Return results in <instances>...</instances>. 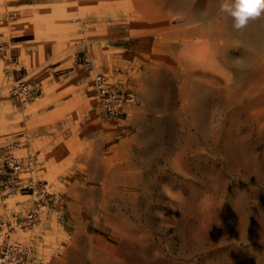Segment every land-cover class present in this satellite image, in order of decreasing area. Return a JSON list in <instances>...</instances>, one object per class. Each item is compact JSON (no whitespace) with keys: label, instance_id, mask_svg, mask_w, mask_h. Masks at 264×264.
Segmentation results:
<instances>
[{"label":"rangeland","instance_id":"obj_1","mask_svg":"<svg viewBox=\"0 0 264 264\" xmlns=\"http://www.w3.org/2000/svg\"><path fill=\"white\" fill-rule=\"evenodd\" d=\"M197 1L0 0V162L21 138V176L48 192L0 188V241L38 200L13 235L34 264H264V50ZM97 73L135 94L120 118ZM18 80L39 89L26 108Z\"/></svg>","mask_w":264,"mask_h":264},{"label":"built area","instance_id":"obj_2","mask_svg":"<svg viewBox=\"0 0 264 264\" xmlns=\"http://www.w3.org/2000/svg\"><path fill=\"white\" fill-rule=\"evenodd\" d=\"M4 47L0 44V61ZM92 91L97 98V105L101 112L109 119H117L136 103V96L131 91L123 90L119 82H110L102 73L95 74ZM39 89L23 80L16 81L9 89V94L21 108L38 95ZM24 147L20 139L10 142L3 147V158L0 162V188L4 194L24 193L26 196L40 198L48 196L45 186L37 185L32 178L21 175L29 171L33 160L29 156H19L17 152ZM32 192V195H28ZM45 206L34 200L33 206L19 212L15 217V225L6 226L7 233L0 241V264H34L35 250L31 243L23 242L16 235L19 230L29 231L38 227Z\"/></svg>","mask_w":264,"mask_h":264},{"label":"bare ground","instance_id":"obj_3","mask_svg":"<svg viewBox=\"0 0 264 264\" xmlns=\"http://www.w3.org/2000/svg\"><path fill=\"white\" fill-rule=\"evenodd\" d=\"M201 2L202 1L199 0L196 4L194 3L192 9L195 16H197L200 21H204L208 15L211 16L215 9H217L218 3H216L210 11L205 12ZM231 2L233 5L235 4V0H231ZM227 24L232 32L236 34H243L244 39L247 41L246 43L255 45L258 48L264 50V13H262L261 16L256 19H250L247 26L240 30L233 28V18L230 15L227 17ZM254 53L255 52L250 49L240 56L231 54L229 59L233 64L242 67L246 63L252 61Z\"/></svg>","mask_w":264,"mask_h":264},{"label":"clouds","instance_id":"obj_4","mask_svg":"<svg viewBox=\"0 0 264 264\" xmlns=\"http://www.w3.org/2000/svg\"><path fill=\"white\" fill-rule=\"evenodd\" d=\"M220 11L233 18V28L240 30L247 26L250 19H256L264 13V0H221Z\"/></svg>","mask_w":264,"mask_h":264}]
</instances>
